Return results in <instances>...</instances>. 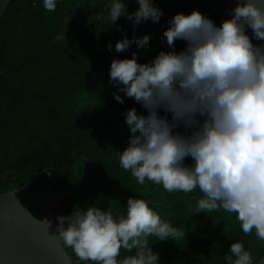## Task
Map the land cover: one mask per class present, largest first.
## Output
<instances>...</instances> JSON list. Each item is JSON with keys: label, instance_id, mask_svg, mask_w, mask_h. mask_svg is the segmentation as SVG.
Listing matches in <instances>:
<instances>
[{"label": "clouds", "instance_id": "clouds-1", "mask_svg": "<svg viewBox=\"0 0 264 264\" xmlns=\"http://www.w3.org/2000/svg\"><path fill=\"white\" fill-rule=\"evenodd\" d=\"M56 2L42 0L48 11L55 10ZM136 2L139 7L129 13L124 0H110L106 14L111 25L120 17L133 27L160 20L163 12L154 0ZM229 17L216 25L197 9L178 12L163 32L168 51H159L147 63H139L135 52L112 59L109 79L118 89L114 99L124 103L123 93L147 110L143 115L132 107L123 114L133 135L119 150V165L141 185L147 179L167 192L198 188L203 196L192 211L236 213L244 234L254 230L264 240V0H237ZM117 30L122 32L117 52L132 43L137 48L149 43L147 34L129 39ZM176 40L184 42L182 50H175ZM125 204L122 213L92 204L57 217L56 235L78 264H160L147 238L185 237L145 199L129 196ZM121 249L133 254L118 259ZM223 260L254 264L241 241L229 245ZM258 264H264V257Z\"/></svg>", "mask_w": 264, "mask_h": 264}, {"label": "trees", "instance_id": "trees-1", "mask_svg": "<svg viewBox=\"0 0 264 264\" xmlns=\"http://www.w3.org/2000/svg\"><path fill=\"white\" fill-rule=\"evenodd\" d=\"M124 2L129 13L139 7L136 0ZM109 3L57 0L54 11L46 10L42 0L8 4L0 18V66L5 71H0V193L19 188L47 169L51 183L73 189L67 203L70 212L95 204L122 213L127 198L136 196L163 221L182 229L185 237L174 241L147 238L160 264H224L223 255L236 241L251 250L258 264L264 240L256 238L254 230L244 234L236 213L192 211L203 196L198 188L167 192L147 179L137 183L120 167L119 150L133 135L123 114L132 107L143 115L147 110L123 93L124 103L116 101L113 92L118 89L109 79L113 58H130L135 52L139 63H147L159 51H168L163 32L174 14L197 9L220 25L230 18V8L223 0H154L163 12L160 20L133 27L125 17L111 25ZM117 27L129 39L149 35L148 45L137 48L132 43L117 52L115 44L122 38ZM184 46L181 40L174 42L177 51ZM159 114L165 115L163 110ZM131 254L121 249L118 259Z\"/></svg>", "mask_w": 264, "mask_h": 264}, {"label": "water", "instance_id": "water-1", "mask_svg": "<svg viewBox=\"0 0 264 264\" xmlns=\"http://www.w3.org/2000/svg\"><path fill=\"white\" fill-rule=\"evenodd\" d=\"M10 1L0 0V18ZM223 1L230 9L237 2ZM246 31L251 38V29ZM261 42L253 39L254 44ZM0 71L5 73L1 66ZM49 174L43 169L19 188L0 193V264H78L56 235L60 216L56 200L68 191L55 193L53 188H35ZM45 219L51 221L49 227Z\"/></svg>", "mask_w": 264, "mask_h": 264}, {"label": "flooded vegetation", "instance_id": "flooded-vegetation-1", "mask_svg": "<svg viewBox=\"0 0 264 264\" xmlns=\"http://www.w3.org/2000/svg\"><path fill=\"white\" fill-rule=\"evenodd\" d=\"M51 176V174L45 176L43 178V180H41V183H38V185L35 188H40V187H46L47 189L49 188H53L55 190V193H60L62 190L63 191H68L67 193H65V195H63L62 197H59L58 200H56V203L59 205L58 208L56 209L57 213L61 215H64V212H66L67 214L70 213V211L67 208V203L69 202V194L73 193V189L68 188L67 186L63 185V186H56L54 183H51L49 181V177ZM68 252L69 254H71V256L74 257V259L77 260L74 252L71 250V248L68 247Z\"/></svg>", "mask_w": 264, "mask_h": 264}]
</instances>
